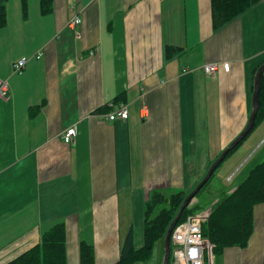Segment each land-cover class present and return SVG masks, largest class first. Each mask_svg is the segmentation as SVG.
<instances>
[{"label": "crops", "instance_id": "0c3cea01", "mask_svg": "<svg viewBox=\"0 0 264 264\" xmlns=\"http://www.w3.org/2000/svg\"><path fill=\"white\" fill-rule=\"evenodd\" d=\"M11 4L0 30V78L10 86L0 99V264L58 223L68 231V264H79L82 241L96 264H114L130 232L143 246L151 191L191 192L246 128L264 63V0L219 30L211 0H54L48 16L30 0L25 21L21 1ZM169 46L183 50L168 58ZM213 62L231 69L207 76ZM118 103L128 120L108 121ZM250 152L229 194L264 157ZM254 219L248 248L228 251L222 264H264V204Z\"/></svg>", "mask_w": 264, "mask_h": 264}, {"label": "trees", "instance_id": "16d2710c", "mask_svg": "<svg viewBox=\"0 0 264 264\" xmlns=\"http://www.w3.org/2000/svg\"><path fill=\"white\" fill-rule=\"evenodd\" d=\"M9 1L0 0V30L6 28L9 22L7 10ZM21 1L24 18H26L28 16L30 0ZM38 1L41 15L48 16L53 12L54 0ZM259 2L260 0H211L213 29H221L222 26L224 27L237 19ZM179 50L183 49L169 46L167 48V57H172ZM261 65L255 70V74ZM122 98L123 95L117 97L114 102H119ZM259 102V112L256 116L253 130L228 154L218 169L240 149L243 145L242 143L264 122V75L261 80ZM108 109L109 107H106L103 111H107ZM37 110L38 107H33L32 112ZM219 156L211 161L207 171L210 170ZM241 169L243 170L244 168ZM207 171L205 172L207 173ZM216 171L195 198H199L207 191L216 176ZM190 193L184 191L177 192L167 199L160 190L151 191L145 203L143 246L140 248L135 246L133 233L130 232L120 250L119 260L114 264H137L151 259L157 244H163L167 230ZM219 198L220 200L212 207L210 216L202 225L203 238L213 246V261L223 258L228 251L248 248L255 230V210L257 206L264 204V159L250 169L242 184L234 192L229 194V196L223 193ZM204 208L200 204L192 206L191 203L185 209L180 223L186 221L190 215L203 212ZM67 238L68 231L66 225L58 223L44 232L38 244H35L16 259L6 264H68ZM96 256L95 248L92 244L84 241L80 242L79 264H96Z\"/></svg>", "mask_w": 264, "mask_h": 264}, {"label": "built area", "instance_id": "2783aa9c", "mask_svg": "<svg viewBox=\"0 0 264 264\" xmlns=\"http://www.w3.org/2000/svg\"><path fill=\"white\" fill-rule=\"evenodd\" d=\"M80 24V18L75 19L70 25L75 26ZM27 63L23 59L13 68L15 72H21ZM221 67L226 72L230 71V63H208L204 66V71L208 76L217 74ZM9 82L0 78V99L8 100ZM105 118L108 121H126L129 118V110L126 104L115 106L114 112L106 114ZM77 136L75 127L69 128L63 135V140L66 144H72ZM205 221V216L191 215L186 221L179 223L172 234L171 240V264H212L213 246L210 242L203 238L202 225Z\"/></svg>", "mask_w": 264, "mask_h": 264}, {"label": "rangeland", "instance_id": "374dc122", "mask_svg": "<svg viewBox=\"0 0 264 264\" xmlns=\"http://www.w3.org/2000/svg\"><path fill=\"white\" fill-rule=\"evenodd\" d=\"M17 1L19 2L21 0H10L9 2H12V4H11L10 7L12 8L13 5L14 6L17 5V4H15V3H17ZM33 1H35V2L38 3V0H33ZM21 3H22V1H21ZM15 7H17V6H15ZM21 10H22V15H23V16H21L22 17L21 19L24 20L25 18H24L23 6L21 7ZM11 17L15 21H17V19H18L17 17H15L14 11L12 12ZM12 27H14V24L12 25ZM235 140H233L232 143ZM232 143H230V145ZM242 144L243 145L240 147L239 153H237V156H235L232 159L231 164L230 163L228 164V162L231 159H227V164H223L216 171V176H215L212 184L210 185V187L207 189V191L204 192L199 198H195L193 200V202H192V206H195L196 204H200V205H202V207L203 206L205 207L204 210H203V212H199L198 213V215L205 216V220L209 217V214L211 212V209L214 206V204H216V202H218L219 197H221L223 193H226L227 192L229 194L230 191H233L235 189L234 183L237 182L236 181V178L239 177L240 175H242L243 172L241 171L242 170L241 168L246 163V162L243 161L242 165H240L239 167H236L238 165V161H239L240 157L242 159L243 156H246L251 151V149H253L255 147L253 149V151H251L250 154L247 156L248 159H251L254 156L255 152L264 145V122L262 123V125L260 127H258L256 130H254L253 133ZM263 151H264V146L259 151L258 154L260 155ZM257 155L254 156V158H253L254 160L256 159ZM229 158H232V156L229 157ZM260 159L262 161L264 159V157H262ZM254 160H252V161H254ZM254 163H256V162L255 161L252 162L251 165H253ZM250 167L251 166H249V168H247L246 171L249 170ZM198 170L201 171L200 168L197 169V171ZM204 171H205V169H202L201 172H203V173H200L201 174L200 175L201 176V180L199 181V183L200 182L202 183L203 179L205 178V176L208 173V172L206 173ZM239 171H241V172H239ZM231 177H233L235 179L233 182H231V180H232ZM194 189L191 191V193L194 191ZM125 230H126V228L123 229L124 232H125ZM163 258H164V247H163V244L162 243H159L155 247V250L153 252V255L151 256V259H149L146 262H140V263H137V264H163ZM222 262H223V258H218V259H215V261H213V264H222Z\"/></svg>", "mask_w": 264, "mask_h": 264}, {"label": "water", "instance_id": "95a60500", "mask_svg": "<svg viewBox=\"0 0 264 264\" xmlns=\"http://www.w3.org/2000/svg\"><path fill=\"white\" fill-rule=\"evenodd\" d=\"M264 75V63L259 67L257 70L255 77H254V92L252 97V112L251 116L249 118L248 124L244 131L238 136V138L228 147L226 148L223 153L219 156V158L215 161V163L212 165L209 171H207V175L203 179L202 183L200 182L198 186L194 189L192 193L185 199L183 202L178 214L176 215V218L170 225L169 229L167 230V233L164 238L163 247H164V258H163V264H170V252H171V236L174 228L177 226V224L180 222L183 213L185 209L191 204V202L194 200L195 196L200 192V190L206 185V183L211 179L215 171L218 169V167L223 163V161L226 159L228 154L236 148L253 130L256 122V116L259 112L260 102H259V94L261 91V80L262 76Z\"/></svg>", "mask_w": 264, "mask_h": 264}]
</instances>
